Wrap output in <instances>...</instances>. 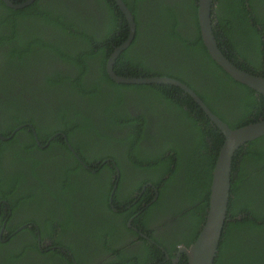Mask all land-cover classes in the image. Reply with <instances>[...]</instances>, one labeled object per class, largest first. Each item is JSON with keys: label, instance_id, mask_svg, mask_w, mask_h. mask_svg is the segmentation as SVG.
<instances>
[{"label": "trees", "instance_id": "1", "mask_svg": "<svg viewBox=\"0 0 264 264\" xmlns=\"http://www.w3.org/2000/svg\"><path fill=\"white\" fill-rule=\"evenodd\" d=\"M124 1L134 15L136 34L116 60L118 75L181 80L231 128L264 118V96L236 81L211 57L197 20L198 0ZM214 13V31L224 54L242 69L264 76V0H215ZM142 31L148 32L144 36ZM129 34L115 0H35L18 9L0 0V112L5 116L0 134L11 136L17 129L11 139L0 138V152L16 148L9 160L10 186L0 194L12 205L29 200L37 211L42 200L47 209L33 212L26 221L37 223L43 237L63 244V232L76 236L79 230L76 242L85 249L98 248L93 234L86 232L84 208L87 197L93 202L95 195L91 187L80 193L87 197L73 200L66 198L74 189L80 191L71 187L73 179L57 185L54 174L38 178L41 159L36 155L49 147L42 149L36 134L42 144L53 137L50 146L72 145L89 165L106 162L98 175L79 165L81 174L101 181L102 204L113 214L114 230L135 233L137 226L149 237H141L143 251L133 256L106 241L111 257L101 264H173L166 255L176 257L181 244L189 247L205 223L213 169L225 137L182 88L118 83L110 77L107 61ZM255 34L259 39H253ZM61 64L68 66L62 69ZM28 160V171L15 169ZM113 189L115 208L122 215L117 221L121 215L110 203ZM61 203L64 212L58 213ZM53 208L50 220L65 229L57 237L54 230L43 229L44 214ZM173 219L183 227L172 224L170 233L182 237L160 236L158 228ZM108 224L101 227L105 235L100 236L106 239L111 234H106ZM20 233L29 234V227ZM28 239L16 241L21 247L15 259L29 256L30 248L38 250ZM179 264H188L185 254ZM215 264H264V135L234 156L231 199Z\"/></svg>", "mask_w": 264, "mask_h": 264}, {"label": "flooded vegetation", "instance_id": "2", "mask_svg": "<svg viewBox=\"0 0 264 264\" xmlns=\"http://www.w3.org/2000/svg\"><path fill=\"white\" fill-rule=\"evenodd\" d=\"M27 1V0H26ZM35 1V0H34ZM33 1V2H34ZM25 2V1H24ZM31 2L30 4H32ZM254 5V4H253ZM28 6V5H27ZM26 7V6H25ZM24 8V7H23ZM199 8V5H198ZM255 8L258 9V7L255 5ZM252 10V8H249ZM262 10V8H259ZM214 10H215V0H214V6L212 10V15H213V26H214ZM224 11V10H222ZM252 14L250 15V18H252ZM197 20L199 22V16L197 13ZM128 21V20H127ZM254 24L256 25L257 23L255 22L253 18ZM130 27V26H129ZM260 27V26H259ZM199 28H200V22H199ZM214 28V27H213ZM23 30V29H21ZM201 31V28H200ZM144 36L148 31H142ZM215 33V31H214ZM136 34V30H135ZM141 36V35H140ZM202 36V32H201ZM216 36V35H215ZM217 39V37H216ZM253 39H259L258 36L255 34L253 36ZM218 42V40H217ZM221 43V41H220ZM123 44V43H122ZM205 44V43H204ZM219 45V44H218ZM120 46V45H119ZM206 46V45H205ZM117 48V47H116ZM115 48V49H116ZM208 49V48H207ZM221 49V48H220ZM222 50V49H221ZM209 51V50H208ZM113 54V53H112ZM111 54V56H112ZM110 56V57H111ZM109 57V58H110ZM109 60V59H108ZM108 63V61H107ZM116 63V62H115ZM94 64V63H93ZM62 69L68 66L67 64H61ZM115 65V64H114ZM61 69V70H62ZM224 69V68H223ZM225 70V69H224ZM226 71V70H225ZM237 81V80H236ZM239 82V81H238ZM241 83V82H240ZM243 84V83H242ZM190 87V86H189ZM191 88V87H190ZM185 92V91H184ZM186 93V92H185ZM187 94V93H186ZM189 95V94H187ZM190 96V95H189ZM191 97V96H190ZM192 98V97H191ZM193 99V98H192ZM194 100V99H193ZM0 101H1V96H0ZM195 101V100H194ZM232 114V112H230ZM3 113L0 112V126L3 122L4 117L2 118ZM8 116V115H7ZM9 118V117H8ZM22 127V126H21ZM20 127V128H21ZM17 130V129H16ZM15 130V131H16ZM14 131V132H15ZM14 132L12 133L11 136H3L5 139L2 140H7L11 139L13 136ZM36 132V131H35ZM159 130L155 131V134L159 133ZM26 135V133H23ZM20 137V135H19ZM63 138L67 140L66 135H63ZM36 139L40 147L42 149H45L46 147H49L46 151L37 154L36 156L41 159V163L39 164V167L36 168L41 170L39 173V180L42 179H47L48 174L51 173L52 175L54 174L58 178L53 180V184L61 183L60 181H64L66 178L73 179L72 186L80 188L79 190L74 189L75 191L69 196L66 197L68 199H73V197H78L79 199H83L87 196L84 194H80L82 191H85L86 194V188L91 187V191L95 194L91 196V199L93 202H89V197H87V202H86V208L85 211L87 214V224H86V232L90 235L93 234L92 236L95 238V243L97 244L98 248L95 249L92 246L89 245V249H85V244H80L76 242V240L79 237V230H77V235H73L67 232L62 233V239H63V244L59 243H54L53 238L50 237L49 235H45L44 237L41 235V228L37 223H32L30 221H26V219H29V215H31L33 212H36L39 214L42 210L47 209L46 204L42 202V200H38L39 202V210L37 211V207L35 208H30L29 207V200L27 202H20L18 205L17 203L10 204L9 201L5 198H2L0 194V264H70L69 261L65 258H69L74 264H79L78 261H82V263L86 264H101L102 262L106 261L111 257V252L108 251V249L105 247V243L107 241L110 242V245L116 246L118 248H126V251L132 254L135 252H140L143 251L142 245L144 244L141 239V237H145L146 239H149L148 235L143 233L137 226H134L133 229L136 231L135 233L133 232H127V229H124L122 231H116L114 230L113 223V214H111V211L105 207V205L102 204V198L101 194L104 192L102 188V183L99 180H89V174H81L83 166L91 170L94 175L101 174L102 172L100 171L102 167L105 165L106 162L104 160H99L98 162L100 163L99 165L94 164V165H89L88 163H85L79 153L76 151L75 147L72 145H68L67 147L61 146V145H53L50 146V141L53 139V137H50L45 144H42V142L38 139L37 134H36ZM86 139V136H85ZM21 140V137L19 139ZM75 143L79 144L80 146L84 147L87 145V143H78L74 141ZM16 151V148L12 149H7L4 152H0V180L4 184L2 189H6L7 187L10 186L9 183V176L11 175L10 169H9V163L11 160L12 155H14ZM25 157H29V152L25 153ZM82 168H80V166ZM33 166V165H31ZM94 166H97V169L94 168ZM29 167V160L25 163L24 167L16 165L15 169L19 170L20 168H25L28 171ZM32 168V167H31ZM29 168V172L31 170ZM49 168V169H48ZM24 171L25 174H27V171ZM99 170V171H98ZM32 173V172H31ZM118 175H122L121 171H118ZM8 180H6V179ZM37 176L32 178L31 181H36ZM28 184H29V179L25 181V189H28ZM22 184V187H24ZM83 187L85 189L83 190ZM77 194L80 195H75ZM114 189L112 190L111 197H110V203L111 206H113L114 211H116V215H121L119 210L115 208L116 203L113 202V197H114ZM14 196L17 194V190L14 192ZM10 198L13 200L14 197L10 196ZM80 202V200H77ZM96 207L97 209H90L91 207ZM37 208V209H36ZM56 208L49 209L45 214H44V224H43V229L47 227L48 229L54 230V237H57L63 228H60L57 222H53L50 220V217L52 216L53 212H56ZM58 213L64 212L62 209V203L57 207ZM106 209V210H104ZM50 212L48 215L47 213ZM122 215L119 217H116V221L121 219ZM135 217H131L129 219V225L130 222L134 220ZM164 217L162 218V220ZM48 220V221H47ZM104 221V222H103ZM168 226L166 228H158V234L160 236L165 237L166 235L169 236L171 239L177 237L181 238V235H176V234H171L170 231H172V224L173 225H180L183 227L182 224L179 222H176L177 220H170ZM108 224V233L111 232V234H108L105 238V236H100V235H105V232L101 227L106 224ZM164 222V221H163ZM189 223V221H187ZM18 224H22L20 226L15 227ZM98 225V227H97ZM131 226V225H130ZM29 227V234H23L20 233L24 228ZM32 233H31V231ZM181 231L178 227L176 228V232ZM182 231H186V228L182 229ZM20 233V234H18ZM34 235H37V238H35ZM24 237V238H23ZM29 238V243L30 245L37 247L38 250H34L33 248H30L28 251L29 256L22 257L20 259H15L13 256L18 255L20 252H18V249L21 247V244L16 243L17 240ZM31 240L37 241L36 244L30 242ZM69 247H72L75 252L78 254V259L77 257L74 256V254L70 251ZM111 247V246H110ZM186 247L185 245L181 244L179 245V250L176 252V257H170L169 254H167V259H171L173 264H179L181 261V257L183 256V252H181V248ZM104 251L97 257L95 256L97 253ZM66 252H68L69 255H66ZM63 255H66V257H63ZM156 264H161L160 262H156Z\"/></svg>", "mask_w": 264, "mask_h": 264}, {"label": "water", "instance_id": "3", "mask_svg": "<svg viewBox=\"0 0 264 264\" xmlns=\"http://www.w3.org/2000/svg\"><path fill=\"white\" fill-rule=\"evenodd\" d=\"M9 7L23 8L34 0L15 3L13 0H3ZM125 14L130 34L128 39L118 46L109 58L107 71L110 77L118 83L125 84H170L182 88L189 94L200 108L217 126L225 137L212 174L210 187L209 208L205 223L197 239L189 246L182 247L188 258V264H215L219 253V246L228 216V207L232 189V165L236 152L249 142L264 135V118L238 128H231L221 119L202 98L186 83L169 76L132 77L121 76L114 71V64L122 51L128 48L135 37L136 23L134 15L124 0H115ZM198 16L202 38L211 57L222 66L235 80L249 86L264 96V76L246 71L231 61L220 49L213 26L212 10L214 0H198ZM2 139H5L0 135Z\"/></svg>", "mask_w": 264, "mask_h": 264}]
</instances>
